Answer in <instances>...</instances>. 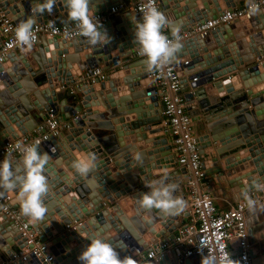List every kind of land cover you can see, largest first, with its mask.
Here are the masks:
<instances>
[{"label":"water","instance_id":"1","mask_svg":"<svg viewBox=\"0 0 264 264\" xmlns=\"http://www.w3.org/2000/svg\"><path fill=\"white\" fill-rule=\"evenodd\" d=\"M126 1L90 0L89 8L96 15ZM248 1L157 0L171 25L180 26V33ZM38 2L42 0H0V10L16 29ZM122 17L130 20L128 28L119 15L100 23L110 38L104 46L93 47L83 36L71 41L46 37L45 43L7 54L0 64V148L33 131L50 112L67 125L59 137H50L38 147L40 154L52 158L45 173L50 190L44 220L24 216L16 192L2 194L9 196L8 204L18 211L20 221L44 244L45 253L53 257L51 264H81L78 257L89 246L88 238L97 234L109 240L120 259L130 257L136 264L193 263L190 258L175 257L172 251L157 262L140 259L163 243L171 244L176 227L187 217L186 211L175 216L156 209L147 212L139 207L140 196L149 191L148 185L164 180L178 185L177 193L185 200L184 183L189 175L174 161L170 132L161 125L162 103L146 77L145 59V70L136 74L130 72L138 61L125 64L139 45L129 12ZM47 18L72 23L64 0H57L51 15L38 16L36 24ZM132 20L137 21L134 15ZM234 21L241 25V40L230 39ZM166 35L172 37L171 26H166ZM181 42L183 47L173 60L180 82L177 93L182 94L196 131L198 153L203 156L201 169L208 182L213 176L238 187L242 199L244 189L249 194L257 191L253 182L264 183V10ZM112 65L115 71L104 81L77 83L83 72L102 66L106 73ZM226 109L228 120L214 118ZM222 121L224 126L236 124L231 139L216 137V125ZM90 154L96 158L95 167L81 177L72 164ZM21 159L11 160L16 164ZM178 217L182 220L177 221ZM244 217L249 258L253 264H264V211L250 213L247 209ZM255 238H261L259 243ZM23 246L16 224L0 212V264H46L42 257L30 255L24 261L14 259Z\"/></svg>","mask_w":264,"mask_h":264},{"label":"built area","instance_id":"2","mask_svg":"<svg viewBox=\"0 0 264 264\" xmlns=\"http://www.w3.org/2000/svg\"><path fill=\"white\" fill-rule=\"evenodd\" d=\"M127 1V3L110 7L105 13L96 14V20L100 24L107 21L111 16L127 10L133 13L137 21L142 20V7L145 0ZM153 2L160 10L157 0H153ZM255 2L260 10H264V0H255ZM248 5L249 1L234 9L224 10L215 19H208L193 29L180 33L181 40L242 18L248 14ZM50 23L53 25L52 27L49 26ZM162 31L166 35V27ZM33 32L35 38L32 47L40 36L65 41H71L81 36L74 22L59 24L54 18H47L45 23L35 24ZM0 37L1 64L7 54L23 49L15 38L14 25L1 10ZM131 56L145 59L140 54L139 46L132 50ZM115 68L116 65H112L110 69L115 71ZM105 76L102 69L93 68L83 72L77 83L90 85L94 81H104ZM146 77L150 85L156 90L162 103L161 125L170 132L168 143L171 153L174 155V161L178 167L184 169L189 177L184 183V195L187 203L185 223L176 227L171 244L163 243L153 250L147 251L144 253V258L148 261L157 262L162 254L172 251L177 258H190L193 264H201L202 255L215 254L223 257L228 252L230 257L240 261V264H253L248 254V232L244 217L248 209L246 201L243 196L242 199L236 200L232 207L224 211H217L214 207L210 188L205 181V173L201 169L203 156L198 153L194 125L186 113L182 94L177 93L180 82L174 70L173 61L163 69H148ZM74 89V87L71 88L70 92H73ZM56 118V115L50 112L40 124L36 135H22L5 143L0 148V161L22 157V153L15 147L18 143L31 145L39 141L41 145L48 138L56 137L60 131L67 128L65 122H58ZM249 195L264 203V191H256ZM8 202L9 196L7 194L0 195V211L7 219L16 224L18 232L24 239V246L17 254L13 255L14 259L24 261V258L30 255L34 258L42 257L46 264H51L53 257L45 253L44 244L37 239L35 233L25 223L20 221V214ZM73 227L66 228L73 229Z\"/></svg>","mask_w":264,"mask_h":264},{"label":"clouds","instance_id":"3","mask_svg":"<svg viewBox=\"0 0 264 264\" xmlns=\"http://www.w3.org/2000/svg\"><path fill=\"white\" fill-rule=\"evenodd\" d=\"M57 0H42L31 9L32 15L22 20L15 29V38L21 48L31 49L34 40L33 28L37 17L44 13L52 14ZM67 15L74 22L79 34L90 45L104 46L110 38L106 31L96 20L94 11L90 10V0H64ZM142 20L133 21L135 27V40L139 45L140 54L145 58L144 62L149 70L163 69L169 65L183 45L180 37V26L171 25L164 12L159 10L153 0H145L142 7ZM260 13L255 0H249L248 15L255 16ZM53 25L50 23L49 25ZM166 26L172 27V38L163 34ZM39 141L31 145L18 143L15 147L22 153V160L13 163L11 159L0 161V195L3 192H16V203L24 216L35 221H43L48 211L45 197L50 190L46 168L52 159L47 153L38 152ZM95 156L88 155L72 164V168L81 177H86L95 167ZM149 191L142 193L138 200L139 207L147 212L153 209L159 210L165 216H175L183 213L187 207L182 196L177 195L178 185L167 183L164 180L148 185ZM257 191H264V183L253 182ZM246 206L250 213L257 210L264 211V203L257 201L249 195L247 189L243 190ZM89 246L78 257L81 264H136L130 258H119V255L108 239L100 234L89 237ZM201 249V248H200ZM201 264H240L233 260L226 252L223 257L215 254L202 255Z\"/></svg>","mask_w":264,"mask_h":264},{"label":"crops","instance_id":"4","mask_svg":"<svg viewBox=\"0 0 264 264\" xmlns=\"http://www.w3.org/2000/svg\"><path fill=\"white\" fill-rule=\"evenodd\" d=\"M128 1H126L125 3H127ZM240 6L241 5H243V4H239ZM236 7H238V5H236ZM128 12H129V14H130V19H131V21H132V16H133V13L130 11V10H127ZM124 12H126V11H124ZM124 12H122V13H119V14H117V15H119V16H121V18H123L122 17V14L124 13ZM117 15H113V16H117ZM112 17V16H111ZM110 17V18H111ZM109 20V19H108ZM134 21V20H133ZM130 22V20H128V21H126V19H122V25L123 26H125V27H127L128 28V23ZM234 24H235V27L233 28V29H231V36H230V39L232 40V41H234V40H237V39H243V32H242V29H241V25L238 23V21H234ZM0 39H1V37H0ZM45 40H46V37H43V36H40L39 37V39H38V41L36 42V44H39L40 42H44L45 43ZM248 54H249V50H248V52H247ZM17 55H14V57H16ZM144 59L143 58H134V57H132V56H130V59L129 60H126L125 61V64H129V63H131V62H136V61H138L137 63H135V64H137L135 67H133L132 68V71L130 72V73H139V72H142V71H144L145 69H144V67H143V64H142V61H143ZM139 63V64H138ZM134 63H133V65H135ZM4 65H5V67L6 68H9L10 67V65H9V63L8 62H6V63H4ZM99 68L100 69H102V66H99ZM111 68V67H110ZM112 69H110L108 72H106L105 73V75H108L109 73H112V72H114V71H111ZM207 97V96H206ZM192 105H193V107L195 106V103L193 102L192 103ZM194 109V108H193ZM195 110H196V108H195ZM224 111V112H223ZM223 111H221V112H217L216 113V115L214 116V118H216V119H218V118H220L221 116L223 117L222 119H224V116H225V118L228 120L229 118H228V116L226 115V112H227V109L226 110H223ZM218 113H223V115L221 114H218ZM228 113H230L231 115L234 113V111H232L231 109H228ZM200 116V115H199ZM262 117V116H261ZM260 116L258 117L259 119L261 118ZM257 119V118H256ZM227 120H224V121H227ZM29 124H31L32 126H34V123H33V121H29L28 122ZM224 122L222 121V122H220L219 124H217L216 125V132H215V135H216V137H220V138H224V136L226 137V138H228V139H231V132H232V130L231 129H233V126L235 127L236 126V124L234 123L232 126H224V124H223ZM66 124V123H65ZM39 126L40 125H38L33 131H31V132H29V133H27V134H29V135H36L37 133H38V131H39ZM65 129H63L62 131H60V133L61 132H63ZM65 132V131H64ZM63 132V133H64ZM59 133V134H60ZM58 134V135H59ZM195 134H196V131H195ZM57 135V136H58ZM60 136V135H59ZM58 136V137H59ZM235 136L236 135H233V137L232 138H235ZM237 139V138H236ZM235 139V140H236ZM60 140H61V142L63 143V144H65L64 143V141H63V139L62 138H60ZM234 140V141H235ZM214 147H218V144L217 143H215V146ZM22 160V159H21ZM246 163V162H245ZM247 164V163H246ZM210 166H211V164H209ZM221 165V164H220ZM245 165V164H244ZM248 165V164H247ZM212 166H213V164H212ZM211 166V167H212ZM222 166V165H221ZM65 173L69 176V180H71L72 179V176L70 175V173L66 170L65 171ZM205 181H206V184L209 186V188H210V195H211V198H212V200H213V205H214V207L217 209V211H224V210H227V209H229L230 207H232L233 205H234V203H235V201L236 200H238V199H240V191H239V188L238 187H232V186H230V185H228L226 182H224V180H222V179H218V178H216V177H213L212 176V181L211 182H208V177H205ZM6 193H10V192H6ZM177 195H179L178 193H176ZM259 215V214H258ZM258 215H255V216H258ZM182 220V218L181 217H178V219H177V221H181ZM157 226V225H156ZM248 233H249V229H248ZM249 236V235H248ZM255 237H259V235H256ZM259 239H261V238H258V239H256L255 238V241H257L258 240V243H259ZM260 242H262V241H260ZM260 253V252H259ZM144 256H145V254L143 253L141 256H140V259H141V261H142V263L144 262V263H146V262H148V260H146L145 258H144ZM259 256L261 257V255L259 254ZM3 262H4V260H3ZM149 262H152V261H149ZM259 262H260V259H259ZM193 264V263H192Z\"/></svg>","mask_w":264,"mask_h":264},{"label":"flooded vegetation","instance_id":"5","mask_svg":"<svg viewBox=\"0 0 264 264\" xmlns=\"http://www.w3.org/2000/svg\"><path fill=\"white\" fill-rule=\"evenodd\" d=\"M1 212V211H0Z\"/></svg>","mask_w":264,"mask_h":264}]
</instances>
